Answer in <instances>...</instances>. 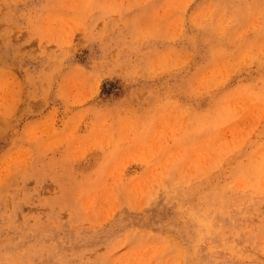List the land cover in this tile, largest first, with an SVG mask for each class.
Segmentation results:
<instances>
[{"label":"rangeland","instance_id":"1","mask_svg":"<svg viewBox=\"0 0 264 264\" xmlns=\"http://www.w3.org/2000/svg\"><path fill=\"white\" fill-rule=\"evenodd\" d=\"M0 264H264V0H0Z\"/></svg>","mask_w":264,"mask_h":264}]
</instances>
